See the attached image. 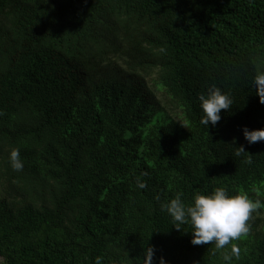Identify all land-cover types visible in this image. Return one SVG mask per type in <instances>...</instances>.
Returning a JSON list of instances; mask_svg holds the SVG:
<instances>
[{
  "label": "trees",
  "instance_id": "1",
  "mask_svg": "<svg viewBox=\"0 0 264 264\" xmlns=\"http://www.w3.org/2000/svg\"><path fill=\"white\" fill-rule=\"evenodd\" d=\"M259 71L264 0H0L4 264H143L149 245L228 264L232 243L230 264H264V140L243 131L264 128ZM213 85L233 105L208 127ZM221 186L261 207L223 249L194 245L162 205Z\"/></svg>",
  "mask_w": 264,
  "mask_h": 264
},
{
  "label": "clouds",
  "instance_id": "2",
  "mask_svg": "<svg viewBox=\"0 0 264 264\" xmlns=\"http://www.w3.org/2000/svg\"><path fill=\"white\" fill-rule=\"evenodd\" d=\"M254 88L264 103V71H259L254 77ZM200 106L203 110L201 123L209 127L216 126L221 120V110L231 109L233 105L232 97L224 92L220 87L211 86L207 93L199 95ZM187 126V125H186ZM244 136L248 143H256L264 140V128L250 129L244 127ZM245 151L244 146H240L237 155ZM12 166L21 170L24 167L20 159L19 150L13 149L10 153ZM249 163L251 158L249 157ZM137 185L143 189L147 187L146 181L139 177ZM159 199V197H157ZM261 207L260 200H253L247 194H230L225 187H216L213 191L205 193L199 192L194 196L191 204H185L182 194H177L175 198L164 203L162 208L173 218L175 227L182 229V225L190 223L192 230V243L207 244L215 243L217 249H223L226 245L238 240L242 235L250 230L248 223L253 212ZM155 247L149 245L144 250L143 264H155ZM240 248L232 243L231 254L223 256L224 261L230 262L233 256L239 257ZM96 264H101V258L97 257ZM160 264H167L163 257Z\"/></svg>",
  "mask_w": 264,
  "mask_h": 264
},
{
  "label": "rangeland",
  "instance_id": "3",
  "mask_svg": "<svg viewBox=\"0 0 264 264\" xmlns=\"http://www.w3.org/2000/svg\"><path fill=\"white\" fill-rule=\"evenodd\" d=\"M0 264H4V260L2 257H0Z\"/></svg>",
  "mask_w": 264,
  "mask_h": 264
}]
</instances>
